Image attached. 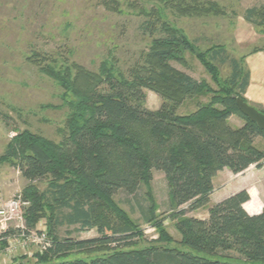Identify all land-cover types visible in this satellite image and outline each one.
<instances>
[{"label":"trees","instance_id":"obj_1","mask_svg":"<svg viewBox=\"0 0 264 264\" xmlns=\"http://www.w3.org/2000/svg\"><path fill=\"white\" fill-rule=\"evenodd\" d=\"M160 1L182 13L223 14L216 3L182 6L181 0ZM243 18L263 30L264 4L246 8ZM160 30L162 35L153 38L130 78L107 67L105 60L97 72L77 64L41 66L40 71L63 89V98L72 96L66 136L54 142L24 130L0 154V167L9 162L28 182L22 190L23 200L29 202L24 213L27 228L35 229L41 218L47 221L51 246L35 254L36 264H264V206L259 214H248L243 208L250 199L246 190L212 204L206 219L185 216L209 202L217 172L227 168L238 174L264 163V150L255 144L256 137L264 140V130L236 104L238 97L247 102L244 56H230L221 45L208 50V59L200 56L215 76L211 62L230 67L223 84L213 89L171 65V60H179V52L193 48L167 22L161 21ZM32 57L28 59L34 61ZM144 88L161 96L158 109L143 106ZM200 94L208 95V101L178 113L185 99ZM235 114L243 120L240 126L229 122ZM152 170L163 172L167 180L170 216L179 218L178 244L188 250L164 245L171 240L165 232L138 247L141 231L113 199L119 190L135 195L141 184L150 183ZM43 180L47 186L39 190ZM146 196L148 205L140 210L144 222L151 223L157 207L152 194ZM63 225L96 228L99 236L60 238L57 231ZM95 250L102 254L52 261L74 251Z\"/></svg>","mask_w":264,"mask_h":264},{"label":"rangeland","instance_id":"obj_2","mask_svg":"<svg viewBox=\"0 0 264 264\" xmlns=\"http://www.w3.org/2000/svg\"><path fill=\"white\" fill-rule=\"evenodd\" d=\"M181 1L182 6L216 3L223 14L182 13L160 0H0V154L11 138L24 130L54 142H60L66 136V120L70 112L67 102L72 100V96L67 94L63 98V89L40 71L41 66L77 64L97 72L105 60L109 62L107 67L112 65L114 71L130 78V70L137 62L140 63L141 55L148 50L153 38L162 35L161 21L178 29L193 48L191 52H179V60H171V65L218 89L230 73L229 65L211 62L215 76L206 70L200 56L208 59V50L218 45L224 46L230 56L237 58L249 51L241 48L236 41V20L243 18L246 8L258 7L264 4V0ZM30 57L34 61L28 59ZM143 93L142 104L145 108L156 110L160 107V95L147 88L143 89ZM208 99V95H193L185 99L177 111L189 113L197 103ZM229 122L232 126H238L243 120L235 114L229 118ZM255 144L264 150L263 139L256 137ZM228 176L232 177L222 172L215 180L214 187H220ZM27 183L14 165L9 162L2 164L0 207L11 198H23L22 190ZM37 186L39 190H44L47 181L43 180ZM168 191L163 172L152 170L150 183L141 184L135 195L122 190L114 194L113 199L119 208L142 233L138 247L151 244L150 241L158 239L160 233L165 232L171 240L164 245L188 250L178 244L181 235L176 223L179 218L170 216L172 208ZM147 192L152 194L157 207L151 223L144 222L140 210V207L146 208L148 205ZM212 198H219V194ZM209 202L185 216H204ZM46 223V219L41 218L37 228H46ZM105 232L110 233L109 229ZM57 233L60 238L70 236L74 239L99 236L96 228L80 229L78 225L60 226ZM30 248L37 252L33 245ZM190 251L201 255L197 251ZM101 254L98 250L91 253L74 251L52 261L88 260ZM229 254L237 256L235 252ZM4 259L6 264L12 262V258L1 254L0 264H5ZM34 259L32 264H36Z\"/></svg>","mask_w":264,"mask_h":264},{"label":"crops","instance_id":"obj_3","mask_svg":"<svg viewBox=\"0 0 264 264\" xmlns=\"http://www.w3.org/2000/svg\"><path fill=\"white\" fill-rule=\"evenodd\" d=\"M235 37L241 48L249 50L241 55L244 56V64L249 72V83L245 89L244 97L250 105L264 110V48H261L264 47V29L258 30L244 18H239L235 24ZM261 42L262 45L260 46ZM256 46L259 49L252 51V48ZM222 172L226 175H232V177L228 176V180L221 184L220 187H214L215 180ZM212 182L213 192L209 198L208 208L229 195L244 189L250 197L243 204L244 210L250 215L259 214L262 211L264 206V164L260 168L251 165L238 174H233L229 169L225 168L217 172V176H214ZM215 194H219V198L213 199L212 197ZM207 217L208 211L206 210L204 216L197 218L206 219ZM33 260L25 256H18L10 264H30V262L32 264Z\"/></svg>","mask_w":264,"mask_h":264},{"label":"built area","instance_id":"obj_4","mask_svg":"<svg viewBox=\"0 0 264 264\" xmlns=\"http://www.w3.org/2000/svg\"><path fill=\"white\" fill-rule=\"evenodd\" d=\"M28 205L23 198L14 197L0 207V244H3L0 256L3 254L12 260L18 256L34 259L37 252L42 254L51 246L46 228H27L24 213ZM30 245L37 248L36 253Z\"/></svg>","mask_w":264,"mask_h":264},{"label":"water","instance_id":"obj_5","mask_svg":"<svg viewBox=\"0 0 264 264\" xmlns=\"http://www.w3.org/2000/svg\"><path fill=\"white\" fill-rule=\"evenodd\" d=\"M236 104L238 109L247 116L251 121L264 130V113L259 111L256 107L245 102L242 98H236Z\"/></svg>","mask_w":264,"mask_h":264}]
</instances>
